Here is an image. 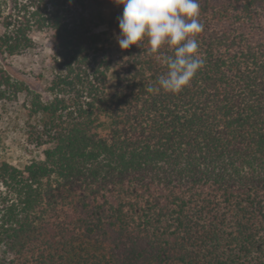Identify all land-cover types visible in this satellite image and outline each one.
<instances>
[{
	"label": "trees",
	"instance_id": "trees-1",
	"mask_svg": "<svg viewBox=\"0 0 264 264\" xmlns=\"http://www.w3.org/2000/svg\"><path fill=\"white\" fill-rule=\"evenodd\" d=\"M199 4L202 68L153 94L172 52L116 56L123 5L0 0L1 54L55 47L47 98L0 67L46 147L0 160V264H264V0Z\"/></svg>",
	"mask_w": 264,
	"mask_h": 264
},
{
	"label": "clouds",
	"instance_id": "clouds-1",
	"mask_svg": "<svg viewBox=\"0 0 264 264\" xmlns=\"http://www.w3.org/2000/svg\"><path fill=\"white\" fill-rule=\"evenodd\" d=\"M123 5L118 20L116 39L123 49L132 45L143 47L156 55L164 47L172 54L162 57L167 71L158 78V86H148L147 92L178 94L203 66L199 55L198 35L204 25L200 22L199 0H114Z\"/></svg>",
	"mask_w": 264,
	"mask_h": 264
},
{
	"label": "rangeland",
	"instance_id": "rangeland-1",
	"mask_svg": "<svg viewBox=\"0 0 264 264\" xmlns=\"http://www.w3.org/2000/svg\"><path fill=\"white\" fill-rule=\"evenodd\" d=\"M34 47L21 55L9 56L0 53V67L15 80L24 82L31 90L44 98L49 96L54 66L55 47L46 31L34 30ZM119 44L115 42L114 54L117 56ZM114 80V75H111ZM27 94L20 93L15 103L0 105V160L8 161L23 168L32 160L40 159L46 147L37 149L30 138L32 120L25 108Z\"/></svg>",
	"mask_w": 264,
	"mask_h": 264
}]
</instances>
